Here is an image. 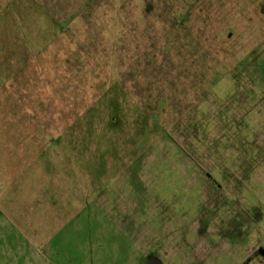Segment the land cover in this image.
Wrapping results in <instances>:
<instances>
[{
	"label": "rangeland",
	"instance_id": "rangeland-1",
	"mask_svg": "<svg viewBox=\"0 0 264 264\" xmlns=\"http://www.w3.org/2000/svg\"><path fill=\"white\" fill-rule=\"evenodd\" d=\"M149 258L264 264V0H0V264Z\"/></svg>",
	"mask_w": 264,
	"mask_h": 264
},
{
	"label": "flooded vegetation",
	"instance_id": "flooded-vegetation-1",
	"mask_svg": "<svg viewBox=\"0 0 264 264\" xmlns=\"http://www.w3.org/2000/svg\"><path fill=\"white\" fill-rule=\"evenodd\" d=\"M148 264H161L159 260L155 258H149L148 259Z\"/></svg>",
	"mask_w": 264,
	"mask_h": 264
},
{
	"label": "trees",
	"instance_id": "trees-1",
	"mask_svg": "<svg viewBox=\"0 0 264 264\" xmlns=\"http://www.w3.org/2000/svg\"><path fill=\"white\" fill-rule=\"evenodd\" d=\"M125 253V252H124Z\"/></svg>",
	"mask_w": 264,
	"mask_h": 264
}]
</instances>
